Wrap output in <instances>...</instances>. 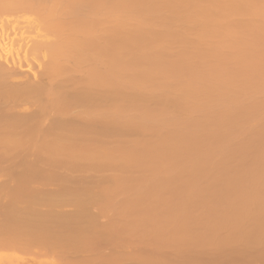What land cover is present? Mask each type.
Wrapping results in <instances>:
<instances>
[{
  "label": "bare ground",
  "instance_id": "6f19581e",
  "mask_svg": "<svg viewBox=\"0 0 264 264\" xmlns=\"http://www.w3.org/2000/svg\"><path fill=\"white\" fill-rule=\"evenodd\" d=\"M248 16L255 20L250 21ZM247 18L249 23L245 22ZM253 31L258 32L256 36ZM259 36L264 40V0H0V157L10 155L6 152H10L7 146L11 141L20 144L18 141L24 139L37 142L39 146L44 144L43 152L50 149L48 146L44 151L45 143L58 141L53 142L52 149L61 144L64 149L61 145L59 149L65 153L91 155L100 149L96 148L98 145L102 148L100 143L106 137L105 130L118 128L119 118L131 128L136 127L137 134L160 128L154 127L156 123L174 127V131L169 128V135H163V127L158 129L162 135L152 131L150 139L142 136L143 141L135 142L132 149L135 159L192 158L200 148L206 150L209 145L208 150L216 154L220 146L245 150L247 143L241 136L223 131L224 137L221 135L220 140L216 135L214 140L210 132H216L220 123L233 124L234 120L230 119H237L236 114L240 116L236 111L240 100L236 97L240 94L241 99L244 92H239L251 87L248 91L253 94V84L255 93L259 91L257 86L260 89L261 83L264 86V81L256 77L264 71V41ZM252 79L257 80V86ZM141 86L143 90L138 89ZM256 101L257 105L259 100ZM262 101L259 102L262 127L257 151L260 168L258 165L256 168L260 170V179L257 177L261 183L260 228L264 236V99ZM135 102L143 106L141 113L135 114L137 108H132L131 115L122 112L124 105ZM152 104L159 107L154 110ZM198 105L203 108L199 107L200 111L196 112ZM174 109L178 113L185 109L192 112L188 110L183 116L179 115L178 121L175 119L179 123H176L171 120L174 115L170 114ZM240 109L242 113L244 108ZM246 111L248 113V108ZM247 113L242 114L243 117ZM138 128L145 129L139 131ZM67 145L70 148L66 150ZM208 150L206 152L211 154ZM34 151L36 155L37 148ZM122 157L129 158V154L124 153ZM4 167L0 165V178L7 176L4 173L8 168ZM21 168L23 172L25 167ZM4 181L0 185V225L6 217V208L10 209V204L6 205L9 191L3 190L9 189L5 187L9 186L6 184L9 180H0V184ZM158 183L156 180L153 186ZM178 184L181 190H176H180L181 195L186 194L189 188L185 183ZM241 184L225 185L224 189L232 194ZM158 190L153 187L152 199ZM130 195L131 192L126 196L128 204ZM219 226L213 221L212 228ZM13 230L10 232L15 233ZM29 246L31 249L22 236L0 235V250ZM74 259H71L74 263L81 261ZM112 259L114 263L116 260ZM18 261L0 255V264H23Z\"/></svg>",
  "mask_w": 264,
  "mask_h": 264
},
{
  "label": "rangeland",
  "instance_id": "374dc122",
  "mask_svg": "<svg viewBox=\"0 0 264 264\" xmlns=\"http://www.w3.org/2000/svg\"><path fill=\"white\" fill-rule=\"evenodd\" d=\"M252 18L255 20V17L251 16L250 21ZM242 20L244 22V19ZM257 33L252 32L255 36ZM263 73L264 71L255 74L260 81H264ZM257 80L254 81L256 86ZM262 84L261 89L257 86L259 91L256 93L255 84L252 85L253 94L248 91L249 87L239 92L241 94L249 92L247 95L243 94L244 97L241 95V99L240 94H235L239 96L234 95L236 99L240 100V107L236 110L240 116L235 115L236 111L234 114L232 112L235 117L237 116V119H230L234 120L233 124L220 123L219 127L223 130L218 127L217 131L219 129L221 134L219 131L218 134L217 131L210 132L214 140L216 135L219 139L222 138L224 132L233 133L239 138L241 136L247 143L245 150L220 146L216 154L208 150L211 144L209 143L206 150L211 154L202 147L196 152L197 156H191L192 158L187 156L181 159H135L131 154L134 143L143 141L142 136L150 139L155 131V134L160 135L161 131L158 129L164 125L156 123L154 127L160 128H156L157 130L154 128V131L153 128L150 129L152 133L148 131L149 129L142 133L141 130L145 128L141 130L138 128L141 132L137 134L138 130H134L136 127L131 128L122 118H119L118 128L110 127L107 131L104 129L106 137L100 143L102 148L98 145L96 148L100 149L91 154L92 156L65 153L61 150L64 149L61 144V149L60 145L57 147L58 141L45 143L44 151L50 147L49 150L46 149V153L41 147L44 144L39 146L37 142L26 139L18 141L20 144L11 141V145L9 143L7 146L11 153L6 152L10 155L3 159L0 157V165L4 169L6 166L8 172L13 174L11 176L6 171L4 174L10 179L5 176L6 179L3 176V179L0 178L9 180V183H6L9 186H5L9 189L3 190L7 193L9 191L6 205L10 204V209L6 208V217L0 225V235L5 238L10 235L22 236L23 242L27 240L32 250L30 246L25 249L7 247L0 250V255H5L13 261L24 259V262L18 261L23 264H31L32 260V264H67L72 261L71 259L75 261L74 258L77 260L80 258L81 261L78 260L80 264L84 262L114 264L118 259L121 263L118 260L115 264H264V239L260 228L259 203L261 183L260 170L257 169L260 168L257 151L260 150L259 129L262 127L259 121L262 113V109L259 112V105L264 99ZM142 86L138 89L143 90ZM141 93L143 92L139 94ZM141 100L140 98L139 101ZM256 100L260 102L257 105ZM214 103L217 104V101ZM244 105L248 107L245 108ZM151 106L154 110L159 107H156V104ZM142 107L137 102L133 105L126 104L122 112L131 115L132 108H137L135 112L137 114L142 112ZM194 107L196 105H193ZM197 107L199 109L202 106ZM241 107L244 108L243 112L247 108L248 113L249 109L252 110L250 111L252 115L249 116L251 113L248 114L247 111L241 113ZM198 109L195 108L194 111L199 112ZM185 110H182L183 113H178L175 109L171 111L174 119L170 114L168 116L176 122L175 119L178 121V118L188 110L192 112L190 109ZM246 113L248 115L243 117ZM165 127L162 130L165 131L163 135L168 132L171 134L170 129L174 131L173 126ZM53 142H56L54 144L56 146H53L57 148L52 149ZM34 147L37 148L36 152L41 149L40 153L43 154L38 152L34 155ZM38 147L41 148L38 150ZM68 148L70 145L65 147L66 150ZM124 153L129 154V158L122 157ZM26 164L29 168L25 166ZM21 167L28 170L24 168L22 172ZM156 180L159 183L153 186ZM4 183L5 181L0 185ZM178 183H185L189 188L187 189L189 195L187 191L183 194L185 196L181 195ZM236 183L242 184L232 194L224 189L225 185ZM153 187L159 190L152 199ZM127 191L131 192L130 204L127 203L128 198L126 199L130 193ZM213 221L221 226L217 229L212 228ZM14 228L16 229L13 230ZM10 229L15 233L10 232ZM3 230L6 233L2 232ZM45 246L49 247L48 250ZM73 261L71 262L73 264L79 263Z\"/></svg>",
  "mask_w": 264,
  "mask_h": 264
}]
</instances>
